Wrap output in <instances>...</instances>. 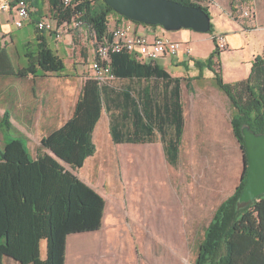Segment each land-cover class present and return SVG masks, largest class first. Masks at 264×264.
<instances>
[{
	"label": "trees",
	"instance_id": "1",
	"mask_svg": "<svg viewBox=\"0 0 264 264\" xmlns=\"http://www.w3.org/2000/svg\"><path fill=\"white\" fill-rule=\"evenodd\" d=\"M32 1L28 0L31 6ZM174 1L202 8L211 17L209 7L199 0ZM49 4L52 15L60 22L79 15L98 40L109 36L110 15L123 17L104 0L95 3L92 0H73L70 6H65L63 0H49ZM148 26L163 29L159 25ZM38 32L36 42L24 45L26 66L22 68H15L0 37V76L23 78L66 71L64 58L49 46L42 32ZM208 33L216 34L213 24ZM214 43V51L205 60L197 61V65L213 70L218 87L228 96L233 108L232 130L247 161L242 126L248 125L254 132L264 134V55L253 60L248 78L224 82L215 68V58L219 57L221 50L215 40ZM111 68L116 80L170 78L156 62H140L126 51L111 53ZM84 81L72 117L42 138L36 157L28 149V139L12 133L8 114L3 117L2 127L9 136L4 149L0 150V159L5 166L16 171L17 196L14 198L17 197L21 205V215L16 224L17 245L10 244L9 231L3 234L5 244H0V264H3L4 256L13 257L20 264H64L61 241L66 235L101 227L105 201L92 187L81 183L74 170L82 168L87 158L95 154L93 133L104 110L110 117V134L115 143H142L154 139L155 132H158L167 159L174 163L179 157L184 133L181 110L167 120L174 127V133L168 140L166 120L154 119L150 111L137 112L131 89L123 91L92 78ZM112 106L119 112L114 114ZM246 172L247 168H244L234 192L217 208L199 244L195 264H264V195L248 203L239 201ZM42 241L47 243L45 256L41 253Z\"/></svg>",
	"mask_w": 264,
	"mask_h": 264
},
{
	"label": "rangeland",
	"instance_id": "2",
	"mask_svg": "<svg viewBox=\"0 0 264 264\" xmlns=\"http://www.w3.org/2000/svg\"><path fill=\"white\" fill-rule=\"evenodd\" d=\"M199 1L209 7L215 32L231 29L235 23L232 14L238 16L244 5L243 0ZM32 6L36 8L32 16L50 13L49 0H34ZM16 34L20 36V45L10 43L8 48L18 67L26 64L24 29ZM82 38L77 55L74 52L63 55L64 60L68 59L66 74H72V79L78 82L79 77L85 80L89 63L95 57L94 39L86 31ZM210 44L214 45L212 53L215 43L202 41L192 47L191 55L205 59L207 56L200 54L207 53ZM246 53L247 47L245 51H220L215 58L219 65L217 72L222 78L234 77L238 67L243 66L242 61H246ZM214 76L212 70L207 78L216 82ZM113 82V87L120 89L121 83ZM134 82L131 80L130 84ZM3 85L6 83L0 81V90L6 89ZM112 112L116 114L119 110L112 106ZM191 115L184 120L186 131L175 164L166 158L160 144H153L152 150V146L115 143L108 125L103 141L96 137L95 156L74 171L81 183L89 184L104 199V220L96 230L67 234L61 241L63 256L67 255V245L73 244L72 255L79 260L84 255L82 264H195L199 244L217 208L240 182L244 151L232 130V113L225 120L216 113L208 119H193ZM101 120L96 131L103 124ZM35 144L32 141V146ZM126 146L134 147L121 150Z\"/></svg>",
	"mask_w": 264,
	"mask_h": 264
},
{
	"label": "crops",
	"instance_id": "3",
	"mask_svg": "<svg viewBox=\"0 0 264 264\" xmlns=\"http://www.w3.org/2000/svg\"><path fill=\"white\" fill-rule=\"evenodd\" d=\"M243 2V8L239 10L241 13L238 16L232 17L235 23L231 29H219V31L215 32L216 34L223 33L225 35L227 50L231 52H236L237 50L245 51L247 47L246 61H242L243 66L238 67V71L234 77L229 78L223 76L224 82H236L248 78L253 60L258 55H264V0H243ZM248 6L253 7L254 10L253 24L249 23L250 21L248 19L242 17L243 10ZM33 8L35 11L36 8ZM49 14H52V11ZM45 15L47 14L39 16L33 15L32 20L22 27L24 29V37H22L24 39L23 45L28 42H36V37L39 32L36 28L35 21ZM14 19L15 13L13 10L0 11L1 42L7 47L10 55L11 52L8 44L20 45L21 43L20 36L16 34L21 28H17L14 25ZM223 25L226 24L223 23ZM139 29L143 33L148 34L150 38H153L161 31L158 27L148 25L141 26ZM172 33L171 36L169 35L172 39L188 43L191 49L196 43L202 41L214 42L210 33H200L192 29H181ZM42 34L45 36L49 46L62 57L73 52L74 55H77L76 53L81 44L80 42L83 40V33L78 30L73 34L64 36L62 39H57L50 32H42ZM213 48L214 45L210 44L207 53L200 55L207 56L205 59L208 58ZM205 59H198L194 55L187 56L183 52L176 57L165 55L159 58L156 64L163 68L169 74L170 78L135 79L133 80L135 84H130L131 80L129 79L118 78L117 80L121 83L120 89H123V91L131 89V96L135 99L137 112L147 113V111H150L154 119L166 120L164 125L167 130L166 138L169 140L174 133V127L167 120L174 118L180 110L184 120L189 116V113L192 114L191 118L193 119H208L216 113L224 120L227 118L229 112L233 113L228 96L218 87L216 82L208 80L207 78L210 76L212 70L205 66L199 67L197 65V61H203ZM67 60L65 59V61ZM244 63H248V65L244 66ZM24 66L26 64L23 65L21 63L18 67L15 66V68H22ZM218 67L219 65L216 64L215 68L217 69ZM223 68L222 74L224 72ZM72 78H74L72 74H66V71L64 73H39L37 76L29 75L23 78L17 76H0V81L6 83V85H3L6 89L0 90V132L2 134V143H0L2 146H0V150L4 149L6 139L9 136L2 127L3 117L7 113L12 125V133L14 135L25 136L28 139V149L31 155L36 157L41 147L42 138L62 127L74 113L75 105L85 81L81 80V77H79V82L78 79H74V81ZM113 83L111 82L110 86H114ZM73 86L75 89H73ZM78 86H80V91H77L79 90ZM102 117L103 120H101ZM102 117L100 120L103 121V124H100L101 127L97 128L99 130L96 131L95 129L93 133L96 152L98 148L96 137L101 138L103 141L104 135L107 134V125L108 131H110V117L106 110H104ZM186 126L184 121V130ZM32 134L35 135L34 139L31 138ZM129 135L132 136V134ZM153 137L154 139H147L142 143L123 141L118 144H137L146 148L152 146V150L155 147L153 144H160L165 154L164 144L161 141L160 134L155 132ZM32 141H36L34 146H32ZM133 147L126 146L121 150L126 151ZM43 150L50 152L48 149ZM95 154L88 157L86 162L92 160ZM4 163L0 159V244H5L2 241V238L5 237L3 234L9 231L10 244L16 246V224L21 215V205L17 197L14 198V196H17V175L15 169L11 170V167L5 166ZM66 167L69 168L68 165ZM75 173L78 175L77 172ZM42 242L41 253L45 256L47 243L45 241L44 245ZM69 246L67 245L68 249L64 264H82L84 262V255L81 254L80 261L71 253L73 244H69ZM7 259H11L15 264L19 263L13 257L4 256L3 264L14 263Z\"/></svg>",
	"mask_w": 264,
	"mask_h": 264
},
{
	"label": "built area",
	"instance_id": "4",
	"mask_svg": "<svg viewBox=\"0 0 264 264\" xmlns=\"http://www.w3.org/2000/svg\"><path fill=\"white\" fill-rule=\"evenodd\" d=\"M94 3L97 0H92ZM73 0H63L65 6L72 5ZM13 10L15 13L14 25L22 28L32 20L33 6L28 0H0V11ZM242 17L254 23L253 7L248 6L242 12ZM232 17L233 16L232 14ZM36 28L40 32H50L57 39H62L68 34H73L76 30L86 31L95 44V57L89 63V73L85 77L92 78L100 84H109L116 80V76L111 68V53L126 51L140 62H156L165 55L172 57L179 56L181 52L190 56L192 49L188 43L172 39L162 29L153 38L140 31L143 24L137 23L125 17L110 15L108 17L109 36L98 40L94 31L87 28L84 20L79 15H74L70 20L60 22L54 15L47 14L35 21ZM218 48L227 49L226 37L223 33L212 36Z\"/></svg>",
	"mask_w": 264,
	"mask_h": 264
},
{
	"label": "water",
	"instance_id": "5",
	"mask_svg": "<svg viewBox=\"0 0 264 264\" xmlns=\"http://www.w3.org/2000/svg\"><path fill=\"white\" fill-rule=\"evenodd\" d=\"M119 15L146 25H159L167 32L192 29L200 33L211 30V17L202 8L174 0H104ZM247 168L245 185L239 201L252 202L264 195V134L243 125Z\"/></svg>",
	"mask_w": 264,
	"mask_h": 264
}]
</instances>
